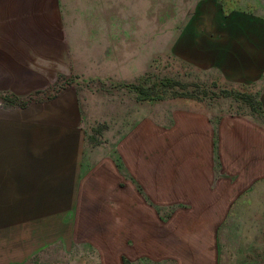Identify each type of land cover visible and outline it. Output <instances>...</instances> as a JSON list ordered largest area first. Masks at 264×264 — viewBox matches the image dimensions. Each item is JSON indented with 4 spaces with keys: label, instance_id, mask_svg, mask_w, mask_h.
<instances>
[{
    "label": "crops",
    "instance_id": "crops-1",
    "mask_svg": "<svg viewBox=\"0 0 264 264\" xmlns=\"http://www.w3.org/2000/svg\"><path fill=\"white\" fill-rule=\"evenodd\" d=\"M122 2L0 0V96H34L0 106V245L18 225L100 262L219 264L223 239L264 221V14L199 0L162 51L186 75L251 93L235 112L121 87L156 56L154 29Z\"/></svg>",
    "mask_w": 264,
    "mask_h": 264
},
{
    "label": "rangeland",
    "instance_id": "rangeland-1",
    "mask_svg": "<svg viewBox=\"0 0 264 264\" xmlns=\"http://www.w3.org/2000/svg\"><path fill=\"white\" fill-rule=\"evenodd\" d=\"M198 2L199 0H123V12H132V7L135 8L133 9L134 12L137 11L138 28L154 29L155 34L156 56L154 64L149 72L141 77L133 87L142 86L146 92L149 94L151 92V95L161 94L163 99L189 97L202 101L201 103L212 109L241 112V110L251 107L255 101L251 93L224 86L211 77L186 75V72L179 68L177 61L163 58L162 51L166 46V41L169 37L171 40L175 38L178 31L192 16ZM219 2L227 9L250 10L264 14V0H219ZM123 15L126 14L123 13ZM168 81L171 82V85L162 87L161 84ZM176 83L178 85H174ZM82 86L83 89H88H86L87 92L97 93L98 96L104 94L106 90L110 92L101 84L89 83ZM121 87H126V90L129 89L133 92L132 85ZM111 92L114 93L115 91L112 89ZM52 94L54 93L49 92L43 97L47 98ZM0 106H3L2 103ZM45 222L46 225H49L50 219L46 218ZM21 230L18 225H13L10 228V246L6 245L3 249V246L0 245V258L3 256L2 253H6L9 248L12 258H18L22 254L28 256V260L22 264H116L113 260L105 262L95 260V256L89 253L84 246H73L71 250L70 248L67 250L63 246L39 245L34 231L23 235ZM40 237L43 241L46 240L44 232H41ZM223 240L224 243L220 246L219 264H264V221L260 223L258 228L241 231L240 237L229 239V241ZM67 254L68 256H66ZM33 255L35 256L33 257Z\"/></svg>",
    "mask_w": 264,
    "mask_h": 264
},
{
    "label": "trees",
    "instance_id": "trees-1",
    "mask_svg": "<svg viewBox=\"0 0 264 264\" xmlns=\"http://www.w3.org/2000/svg\"><path fill=\"white\" fill-rule=\"evenodd\" d=\"M60 81L61 79H58L57 83L54 84L53 87L47 89L46 91H44L43 93L46 94V93H49V92H53V93H56L59 91V85H60ZM162 87L163 86H170L171 85V82L168 81L166 83H163L161 84ZM174 85H178L177 83L174 84ZM134 85H132L131 89L133 90V92L137 95L138 99L139 100H145V99H150V100H162L163 97L161 96V94H153L151 95V92L150 94L148 92H146V90L144 88H142V86L140 87H133ZM154 88L152 87V90ZM37 95V94H35ZM50 96H48L49 98ZM34 99V96H29L27 97L26 99H21V98H18L12 94H5V95H1L0 96V102L2 104H4L5 106L7 107H24L25 105H27L30 101H32ZM36 99V98H35ZM50 99V98H49Z\"/></svg>",
    "mask_w": 264,
    "mask_h": 264
}]
</instances>
